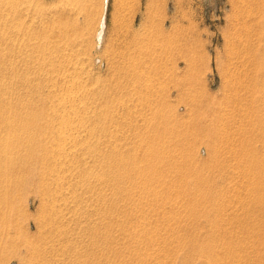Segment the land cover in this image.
Returning <instances> with one entry per match:
<instances>
[{
    "label": "rangeland",
    "instance_id": "obj_1",
    "mask_svg": "<svg viewBox=\"0 0 264 264\" xmlns=\"http://www.w3.org/2000/svg\"><path fill=\"white\" fill-rule=\"evenodd\" d=\"M0 264H264V0H0Z\"/></svg>",
    "mask_w": 264,
    "mask_h": 264
},
{
    "label": "bare ground",
    "instance_id": "obj_2",
    "mask_svg": "<svg viewBox=\"0 0 264 264\" xmlns=\"http://www.w3.org/2000/svg\"><path fill=\"white\" fill-rule=\"evenodd\" d=\"M103 3H106V0H103ZM103 26H104V23H103V20L100 18L99 19V23H98V26H97V29H96V34H95V39H96V42H100L101 40V35H102V29H103ZM71 137V136H70ZM74 137V136H73ZM55 183V182H54Z\"/></svg>",
    "mask_w": 264,
    "mask_h": 264
}]
</instances>
